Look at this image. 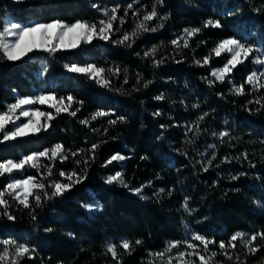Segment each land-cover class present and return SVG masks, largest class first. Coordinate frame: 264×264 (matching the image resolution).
<instances>
[{
    "label": "trees",
    "instance_id": "16d2710c",
    "mask_svg": "<svg viewBox=\"0 0 264 264\" xmlns=\"http://www.w3.org/2000/svg\"><path fill=\"white\" fill-rule=\"evenodd\" d=\"M132 2L0 0V27L7 18L21 24L54 19L68 23L76 19L98 21L104 18L100 9L119 4L118 15L122 16L123 9ZM153 3L154 0H136L134 7L139 9L140 18L151 10ZM255 8L262 10L256 12ZM159 11L161 15L170 14L164 28L143 34L131 48L97 39L54 56L33 52L22 61H0V109L13 103L17 96H35L42 91L54 92L58 97L71 94L84 102L75 117L68 113L57 116L48 132L0 143V160L19 159L58 142L72 151L100 144L83 182L65 196L36 208V221L31 219L29 209L13 201L9 211L16 219L10 221L0 216V240L27 242L36 249L35 258H25L21 264H116L107 246L119 245L122 239L143 241L131 255L120 250L122 264H149L150 252L161 251L167 242L182 241L190 235L186 225L192 232L214 238L217 244L220 240L227 242L237 231L264 230V207L254 202H264V108L257 111L261 106L255 102L264 98V89L257 91L246 85L245 95H235L230 91L231 82H217L209 87L202 78L208 77L212 68L221 67L225 58L214 57L211 65L204 67L194 63L227 37L243 39L264 49V0H165ZM209 18L220 20L223 27L204 28L192 38L189 48L177 49L171 45V40L182 35L185 28L202 27ZM136 20L130 11L124 25H115L120 31L114 38L130 32ZM157 23L154 20L150 26ZM161 44L156 59L163 57L165 63L155 67L143 53ZM72 62L94 63L105 68L120 65L127 69L128 83H124L121 74L112 78L113 89L120 91L102 88L63 67ZM254 67L250 58L233 71L231 80L237 86L244 83ZM138 73L144 80L152 81L147 88L137 85ZM134 86L141 90L133 91ZM161 93L166 99H155ZM194 103L200 108H192ZM40 108L52 111L45 106ZM100 108L113 109L125 121L109 125L106 117L92 121L89 126L80 123ZM157 110L162 112L161 116H153ZM204 112L209 115L200 122L202 131L188 132L187 126ZM162 124L168 127L162 129ZM222 130L230 132L223 143L212 135ZM209 145H216V159L205 172L203 163L211 158L213 151ZM115 153L129 159L105 167L104 162ZM142 156L148 159L142 160ZM224 157L229 159L222 162ZM73 168L80 170L72 160L57 161L54 178L60 179V170L67 172ZM118 171L125 174L131 188L152 181L141 193L148 199H141V195L119 184L104 182L105 177ZM24 175L38 173L29 168ZM233 176L239 178L232 179ZM6 183L8 179L0 177V188ZM160 189L165 191L155 195ZM185 197L193 209L190 213L182 207ZM88 204L101 205L102 209L89 211L84 207ZM180 250L184 251V246ZM212 250L218 253L213 264H233L219 254L218 246ZM246 251L238 242L236 254L244 264H264V249L255 255H245ZM192 259L198 262V258Z\"/></svg>",
    "mask_w": 264,
    "mask_h": 264
},
{
    "label": "snow or ice",
    "instance_id": "6c2138e0",
    "mask_svg": "<svg viewBox=\"0 0 264 264\" xmlns=\"http://www.w3.org/2000/svg\"><path fill=\"white\" fill-rule=\"evenodd\" d=\"M136 0L128 3L123 9V15H118L121 10L119 4L114 5L110 9H100L104 18L98 21H88L83 19H76L68 23L62 19H54L48 22H34L28 24L16 23L11 20H5L0 27V61H22L29 56V53L44 52L50 56L56 55L60 51L69 49H78L80 46L88 45L93 40L108 41L113 44L131 48L137 40H139L145 33H155L164 28L165 22L168 20L169 15L165 13L160 14L159 9L164 6L165 0H154L151 5V10L143 14L140 18L138 8L134 7ZM93 7H97L93 5ZM143 7V6H142ZM256 12H260L261 8H255ZM137 17L135 26L129 31H125L119 38H114V34L120 31L119 27L115 25H124L129 12ZM159 21L155 26H150V22ZM222 28L223 25L220 20L209 18L203 22L202 27L185 28L183 34L177 36L176 39L171 40V45L175 48H189L190 41L193 37L197 36L203 31L204 28ZM202 43H206L203 42ZM161 45H153L143 53V57L151 59L155 67H159L165 63V58L161 57L156 59ZM139 56L140 53H137ZM214 57L225 58V63L222 67L212 68L208 77H203L209 87L214 86L217 82L225 83L231 82L232 88L230 91L235 95H245V86L249 85L252 88L260 91L264 89V71H252L247 75L244 83L236 85L231 80V75L238 66H241L245 61L252 59L256 65L264 68V49L256 47L251 43L245 42L243 39L236 37H227L218 41L211 49L210 53L203 57L202 60H194L198 66H210ZM180 61H177L179 63ZM69 73L80 74L89 80L94 81L100 87L113 89L112 78L123 74L124 83H128L127 69L122 68L120 65H113L105 68L94 63H67L63 66ZM47 71V69H45ZM137 85L147 88L152 81L144 80L138 73L136 75ZM140 87L134 86L133 91L139 92ZM222 96L223 94L220 93ZM157 100L166 99L165 94L161 93L155 97ZM261 107L257 109L260 111L264 108V98L255 101ZM83 101L77 100L76 97L69 94L67 97L57 96L54 92L42 91L36 96H17L14 103L8 104L5 110L0 111V143L17 140L18 138L38 136L41 133L48 132L52 128V122L61 113H68L75 117L83 107ZM183 103V100L181 101ZM252 103V101H249ZM48 105L53 111H41L35 105ZM187 107V105H185ZM194 109H199L200 105L194 103L191 105ZM250 110V109H249ZM115 115V119H111ZM162 112L157 110L153 116H161ZM209 113L204 112L197 117V120L187 126L188 132L199 134L202 129L200 122H202ZM25 118L22 120L21 118ZM109 118V125H116L125 121L124 116H118L113 109H97L91 114L89 118L81 120L80 123L89 126L92 121L101 118ZM43 118V119H41ZM162 129H166L168 125H160ZM92 131H97L92 129ZM106 132L107 129H104ZM217 136L220 142L223 143L225 138L230 136L228 130H222L219 133H212ZM191 142V141H190ZM100 144L93 143L88 149H76L72 151L66 148L63 143H56L50 148H44L41 151L30 152L27 155L21 156L19 159H3L0 160V177L8 179L2 188H0V216H6L8 220L14 221L15 216L9 211L11 204L10 201L17 202L18 205L24 209L30 210L31 219L36 221L37 217L34 214L36 208H40L46 201L52 200L57 197H63L69 193L77 184L83 182L87 175V168L91 163L95 162L96 150ZM213 149L211 158L207 159L202 166L203 171H208L216 159V145H209ZM187 155V153H183ZM247 158V153L243 154ZM82 157V158H78ZM129 157L123 156L120 153H115L104 162V166L113 164L114 162H123ZM142 160H147L148 157L142 156ZM229 157H224L223 161H227ZM72 160L78 168H73L70 171L60 170L58 175L60 179H55L57 174L56 163L57 161L63 162ZM82 166V167H81ZM35 169L38 173L36 176L24 175L27 169ZM17 175H24V178L17 179ZM123 172H115L104 178V182L109 185L119 184L122 187L128 188L129 191L137 195H141L146 187L151 186L152 181L142 184L140 187L131 188L126 182ZM239 175H246L240 173ZM159 178V176L157 177ZM238 176H233L232 179H238ZM165 191L160 189L155 195L159 196ZM171 189L168 190V195H171ZM141 199H148L146 196L141 195ZM188 197L184 198L182 207L186 212H191L193 209L189 207ZM258 206L264 207V202L254 201ZM89 211L102 209L101 205L88 204L84 205ZM186 229L190 233L184 240H173L166 243L161 251L149 253V264H213L214 258L218 255L216 251L212 250L213 246H218L219 254L226 257L227 260L232 261L233 264H244L239 254H236V249L239 246L246 249L245 255H255L264 249V230L254 231L252 233H245L237 231L233 233L225 242L217 241L214 238H209L199 232H192L191 229ZM50 231V229H46ZM260 241V243H257ZM143 244V241L136 239L131 241L122 239L119 245L116 243L107 246V252L111 258L116 261V264H122L121 251L131 255L136 246ZM184 246V251L181 247ZM175 253V254H173ZM36 249L29 243H20L14 239L0 240V264H21L25 258H35ZM188 257V259H186ZM193 257L198 258L192 259Z\"/></svg>",
    "mask_w": 264,
    "mask_h": 264
},
{
    "label": "rangeland",
    "instance_id": "374dc122",
    "mask_svg": "<svg viewBox=\"0 0 264 264\" xmlns=\"http://www.w3.org/2000/svg\"><path fill=\"white\" fill-rule=\"evenodd\" d=\"M28 1H44V0H28ZM6 20H10V19L7 18ZM221 58H222V57H221ZM221 67H222V66H221ZM218 68H219V67H218ZM252 71H264V68H261L260 65H256V64H255V67L253 68ZM252 71H251V72H252ZM261 83H264V80H262ZM37 95H39V94H37ZM35 96H36V95H35ZM14 102H15V101H14ZM14 102H13V103H14ZM7 105H8V104H7ZM40 106H45V107H48V108H49L48 105H39V104L35 105V107L39 108L41 111L47 112V111L41 109ZM2 110H5V108L0 109V111H2ZM51 110L54 112L53 109H51ZM21 119L24 120L25 118L22 117ZM41 119H43V118H41ZM17 179H22V178H17ZM159 264H160V262H159Z\"/></svg>",
    "mask_w": 264,
    "mask_h": 264
}]
</instances>
